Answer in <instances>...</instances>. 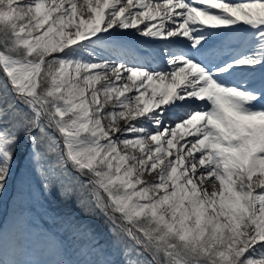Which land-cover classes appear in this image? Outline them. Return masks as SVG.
Listing matches in <instances>:
<instances>
[{
  "label": "snow or ice",
  "instance_id": "obj_1",
  "mask_svg": "<svg viewBox=\"0 0 264 264\" xmlns=\"http://www.w3.org/2000/svg\"><path fill=\"white\" fill-rule=\"evenodd\" d=\"M0 72V197L26 136L123 264H264V0H0Z\"/></svg>",
  "mask_w": 264,
  "mask_h": 264
},
{
  "label": "rangeland",
  "instance_id": "obj_2",
  "mask_svg": "<svg viewBox=\"0 0 264 264\" xmlns=\"http://www.w3.org/2000/svg\"><path fill=\"white\" fill-rule=\"evenodd\" d=\"M0 75H3V73L0 72ZM20 154L26 155V158L21 164V169H19L20 158L18 159ZM30 156L31 144L26 136H21L16 147L12 175V178L16 175L19 177L18 186L14 193L12 204L10 203L12 207L9 214L5 211V205L12 196L13 187L8 184L6 192L0 197V225L4 226V229L7 231L10 226H16L17 229L21 230L23 219L28 215L39 222L38 234L42 235L43 238H46V240H42V238H38L36 235V238L34 239L35 243L43 244L44 240L46 243L48 239H52L49 238L52 234L44 229L46 226L52 231H56L55 235H60L53 239L55 244L53 249H55V252L56 250L61 251L67 248L68 253L70 252L71 255H74V250L78 248L74 243V235L76 234L77 238L80 235L86 236L78 238L80 240L86 239L87 236H90L91 238H87V241H91L93 238H98V240H93L91 245H95V247L102 249L103 253L107 252V257L114 260L115 264H123V260L120 257V249L114 246L113 237L109 231L110 224L106 217L98 211H94L92 207H89L86 204H81L83 197L78 191L64 192L60 187L55 185L50 191H45L42 187V177L37 170V166L34 165L30 159ZM49 199L52 201H50L51 205L53 206L54 204L55 208H50V205H47V202H49L47 200ZM53 210L58 215L55 216L52 213ZM40 223L45 224V226L43 224L40 225ZM69 224L73 227L69 226ZM74 227L81 228L83 231L74 233ZM68 229H71L72 233H69V238H63L66 246L57 243L56 238H60L62 241L61 234L64 235ZM6 238L7 237L3 236V234L0 235V258L9 262V264H12V262L20 264L18 261L20 258L14 253L13 245L9 244ZM76 241L78 240L76 239ZM53 252L54 250L51 251V254H53ZM38 255L41 256L43 254L39 253ZM64 255L65 254L62 253L61 257H64ZM71 258L73 263L74 256H71ZM86 259H98V257L96 255H90L87 257L85 255L80 256L81 264H84ZM36 264L41 263L38 262Z\"/></svg>",
  "mask_w": 264,
  "mask_h": 264
},
{
  "label": "bare ground",
  "instance_id": "obj_3",
  "mask_svg": "<svg viewBox=\"0 0 264 264\" xmlns=\"http://www.w3.org/2000/svg\"><path fill=\"white\" fill-rule=\"evenodd\" d=\"M232 37H233L232 35H229L227 37V39H231ZM120 39H122V41L136 43V41H140V40H144V39L147 40L150 38H142V37H138V36L133 37V36L129 35V36H121ZM158 47H159V45H155L154 48H158Z\"/></svg>",
  "mask_w": 264,
  "mask_h": 264
}]
</instances>
